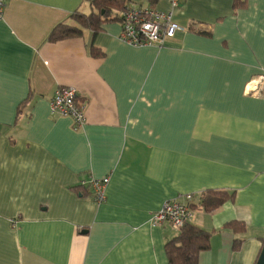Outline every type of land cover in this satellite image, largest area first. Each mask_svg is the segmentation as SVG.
<instances>
[{"label":"crops","instance_id":"0c3cea01","mask_svg":"<svg viewBox=\"0 0 264 264\" xmlns=\"http://www.w3.org/2000/svg\"><path fill=\"white\" fill-rule=\"evenodd\" d=\"M91 1L9 0L0 19V264H168L164 246L178 233L151 217L186 195L187 224L211 234L198 264H258L264 82L260 93L250 85L264 78V0H180L182 30L159 47L123 42L118 21L47 41ZM128 1L170 11V0ZM59 87L85 105L78 131L50 113ZM104 177L98 203L87 183ZM206 191L233 200L206 213ZM232 221L245 232L224 229Z\"/></svg>","mask_w":264,"mask_h":264},{"label":"built area","instance_id":"2783aa9c","mask_svg":"<svg viewBox=\"0 0 264 264\" xmlns=\"http://www.w3.org/2000/svg\"><path fill=\"white\" fill-rule=\"evenodd\" d=\"M9 0H0V19L3 17ZM180 5V0H170V11L160 12L137 5H128L121 14L120 39L133 47L144 45L161 46L167 38L174 37L182 29L173 21V15ZM264 78L252 81L254 93H260ZM251 89V87H250ZM50 113L53 116L69 118L72 127L78 131L86 124L85 105L80 101L78 92L72 87H59L50 100ZM109 177L92 179L87 185L92 189L94 199L101 203L105 198V188ZM193 198L186 195L163 203L161 209L152 215L154 224H166L174 232L180 233L193 214Z\"/></svg>","mask_w":264,"mask_h":264},{"label":"trees","instance_id":"16d2710c","mask_svg":"<svg viewBox=\"0 0 264 264\" xmlns=\"http://www.w3.org/2000/svg\"><path fill=\"white\" fill-rule=\"evenodd\" d=\"M151 2L155 0H150ZM128 0H92L91 12L84 14L75 11L69 19L72 24L59 23L47 37L49 43H56L72 38H79L87 30L94 34L101 30L103 24L120 22L121 14L126 9ZM243 6V3L235 0L234 7ZM187 30L197 35L208 37L210 31L203 30L198 24L190 23ZM91 55L95 58H103L104 53L95 47H91ZM25 103L27 101H24ZM22 103L20 105L23 106ZM18 108V113L20 111ZM17 118V116H16ZM200 208L206 213H212L227 201L233 200V194L223 191H206L201 195ZM191 207H194L193 204ZM224 229L232 230L237 234H243L246 230L243 223L232 221L224 225ZM210 233L190 224H185L180 233L164 246L168 264H198L199 254L210 248ZM242 245V240L233 242L232 250L237 252Z\"/></svg>","mask_w":264,"mask_h":264},{"label":"water","instance_id":"95a60500","mask_svg":"<svg viewBox=\"0 0 264 264\" xmlns=\"http://www.w3.org/2000/svg\"><path fill=\"white\" fill-rule=\"evenodd\" d=\"M258 264H264V250L262 252V255L260 256V260H259Z\"/></svg>","mask_w":264,"mask_h":264}]
</instances>
